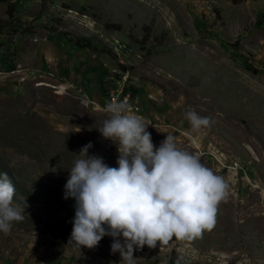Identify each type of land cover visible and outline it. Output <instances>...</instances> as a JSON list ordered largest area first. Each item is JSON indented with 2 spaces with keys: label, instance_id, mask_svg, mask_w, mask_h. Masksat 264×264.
I'll return each mask as SVG.
<instances>
[{
  "label": "rangeland",
  "instance_id": "1",
  "mask_svg": "<svg viewBox=\"0 0 264 264\" xmlns=\"http://www.w3.org/2000/svg\"><path fill=\"white\" fill-rule=\"evenodd\" d=\"M261 15L264 0H0V172L27 205L0 232V264H120L111 236L68 244L64 185L89 142L118 166L119 141L97 128L124 83L154 146L174 135L228 185L211 230L145 245L136 264H264ZM188 110L211 127L192 131Z\"/></svg>",
  "mask_w": 264,
  "mask_h": 264
},
{
  "label": "clouds",
  "instance_id": "2",
  "mask_svg": "<svg viewBox=\"0 0 264 264\" xmlns=\"http://www.w3.org/2000/svg\"><path fill=\"white\" fill-rule=\"evenodd\" d=\"M105 111L110 115L97 130L105 139L119 141L118 166L89 155L91 142L80 149L82 158L68 169L64 185V199L75 200L68 244L91 249L108 235L120 264H136L133 253L145 245L151 249L173 238L192 240L211 230L218 204L227 195L225 179L179 148L174 135L154 146L148 125L132 114L126 99L109 101ZM184 117L194 132L213 123L195 110ZM15 193L8 174L0 172V232L5 235L13 222L24 219L27 207L14 202Z\"/></svg>",
  "mask_w": 264,
  "mask_h": 264
},
{
  "label": "built area",
  "instance_id": "3",
  "mask_svg": "<svg viewBox=\"0 0 264 264\" xmlns=\"http://www.w3.org/2000/svg\"><path fill=\"white\" fill-rule=\"evenodd\" d=\"M117 47V46H116ZM118 47H121V44H118ZM3 71L0 69V74H2ZM124 83V82H123ZM125 83L123 85H121L120 89L118 90H114V89H110L107 92V103L109 101H115V100H127L129 103V107L131 109L132 113H139L140 109L138 108L137 104L135 102H133L132 98L130 97V92L127 90V88H125Z\"/></svg>",
  "mask_w": 264,
  "mask_h": 264
},
{
  "label": "bare ground",
  "instance_id": "4",
  "mask_svg": "<svg viewBox=\"0 0 264 264\" xmlns=\"http://www.w3.org/2000/svg\"><path fill=\"white\" fill-rule=\"evenodd\" d=\"M235 176H236V171L232 169L230 171V181L231 182H234L236 180Z\"/></svg>",
  "mask_w": 264,
  "mask_h": 264
},
{
  "label": "trees",
  "instance_id": "5",
  "mask_svg": "<svg viewBox=\"0 0 264 264\" xmlns=\"http://www.w3.org/2000/svg\"><path fill=\"white\" fill-rule=\"evenodd\" d=\"M259 19L263 20L264 19V15L259 16ZM258 23H260V22H258Z\"/></svg>",
  "mask_w": 264,
  "mask_h": 264
}]
</instances>
